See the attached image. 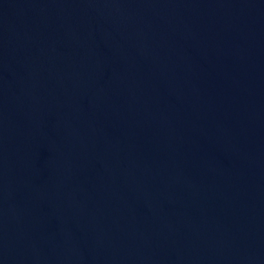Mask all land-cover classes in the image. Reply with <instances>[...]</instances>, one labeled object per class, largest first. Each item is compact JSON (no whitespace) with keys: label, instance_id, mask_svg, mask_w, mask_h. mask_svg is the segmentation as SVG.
Returning a JSON list of instances; mask_svg holds the SVG:
<instances>
[{"label":"water","instance_id":"1","mask_svg":"<svg viewBox=\"0 0 264 264\" xmlns=\"http://www.w3.org/2000/svg\"><path fill=\"white\" fill-rule=\"evenodd\" d=\"M0 264H264V0H0Z\"/></svg>","mask_w":264,"mask_h":264}]
</instances>
